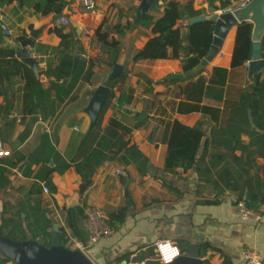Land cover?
<instances>
[{
  "label": "crops",
  "instance_id": "obj_1",
  "mask_svg": "<svg viewBox=\"0 0 264 264\" xmlns=\"http://www.w3.org/2000/svg\"><path fill=\"white\" fill-rule=\"evenodd\" d=\"M65 1L66 6L58 14L45 13L42 6L37 7L39 0H0L3 33L4 25L10 36L20 41L33 29L44 26L28 50L30 55L35 54L31 56L37 59L41 71L49 73L40 75L45 88L53 82L68 86L52 72L63 60L73 61L71 77L83 70L65 102L57 104L55 114L47 118L31 114L30 109L25 111L23 74L0 82V140L11 152L26 153L23 160L14 157L16 166H7L9 184L1 186L0 178V233L3 221L15 215L19 202L26 201V194L32 188L40 187L41 207L55 220L52 231L55 225L65 227L66 217L73 211L80 237L67 228L68 246L81 249L79 246L83 244L88 250L97 246L105 264H162L155 249L158 240L175 242L184 255L196 251L202 264H224L227 260V264H244L246 248L257 251L264 264V217L260 221L243 218L233 200L234 196L251 194L264 198V157H249L248 152L237 149L234 156L239 158L238 169L229 151L215 145L228 137L223 130L237 107L234 104L239 89L248 87L255 76L250 79L248 71L252 56L244 65L235 64L239 30L243 25H252L253 31V24L245 21L233 25L217 55L201 70L184 78L179 75L206 58L214 35L198 42L199 53L195 56L198 63L194 67L186 69L185 61L177 53L172 58L157 57L160 41L156 38L171 14L177 16L180 37L187 44L191 18L208 15L211 9L223 14L228 8H238L243 0H160L148 13L152 15V23L136 27L133 22L141 0ZM88 1L93 7L86 6ZM194 12L198 14L191 15ZM60 16L67 17L69 24L58 26ZM72 19L79 22L81 33L72 25ZM56 26L73 35L66 53H62V38ZM99 29L108 33L110 39L120 40L117 64L123 67L120 74L124 73V79L114 87L109 82L120 74L114 80L109 79L114 66L104 62L107 55L101 51L95 36ZM76 55L81 57L78 61ZM16 56L20 58L17 53ZM91 61L95 63L93 73L90 80H85ZM215 68L228 70L223 84L214 75ZM259 72L264 75V68ZM212 77L217 82L212 83ZM200 78L205 83L202 92L195 94ZM100 85L111 88L97 119V132L109 157L86 182L74 163L64 173L53 172L50 176L53 190L36 177L42 162H35L31 154L48 165H55V151L69 162L74 160L83 137L93 127L87 109ZM7 93L9 104H5ZM51 94H56L54 88ZM122 95L126 97L124 101ZM192 106L199 108L186 111V107ZM173 120L199 127L204 133L196 162L189 169L177 167L175 171H167L165 168L167 122ZM253 128L251 124L250 129ZM241 139L247 144L251 137L244 132ZM122 142L127 147L137 146L143 154L138 157L116 154ZM221 152L226 154H217ZM218 155L224 156V160H218ZM6 157L0 156V173L1 159ZM140 164L144 167L142 172ZM85 184L80 205L68 206L67 201ZM85 206L102 210L108 222L113 223L112 233L95 244L91 243L86 227Z\"/></svg>",
  "mask_w": 264,
  "mask_h": 264
},
{
  "label": "trees",
  "instance_id": "obj_2",
  "mask_svg": "<svg viewBox=\"0 0 264 264\" xmlns=\"http://www.w3.org/2000/svg\"><path fill=\"white\" fill-rule=\"evenodd\" d=\"M42 6L45 13H61L66 6L65 0H39L37 7ZM157 5L153 7V10ZM193 13L191 15H197ZM177 16L171 14L168 20L163 23L161 35L158 36L160 41L159 48L157 50L158 58H172L175 53L178 54L185 61V68L194 67L198 62L195 61V56L198 55L199 49L197 47L198 42L204 37H212L214 35V24L211 21L197 22L192 25H188L189 29V43H183L180 37V26L176 21ZM152 23V15L148 14L143 26H149ZM130 27V24L129 26ZM57 33L62 38L61 47H63L62 53H66V48L70 47L72 33H65L62 27L56 26ZM252 25H243L238 33L237 44L238 47L235 53V64L244 65L252 56L253 43L251 41ZM96 40L101 45V51L106 54L104 62L113 67L115 66L120 57L121 44L120 40L115 38H109L108 33L101 31L96 32ZM207 55V54H206ZM141 56V55H140ZM262 57H264V37L262 40ZM72 60V59H71ZM63 60L59 66L52 71L57 80L63 79V82L68 83L66 87L64 84L59 85L53 82L49 88H45L44 84L40 80L42 73L49 74L48 72L41 71L40 75L26 65L20 58L16 56L13 51L0 48V82L4 83L5 79L10 76H16L23 74L26 78L25 92L23 95V103L25 111L30 109L32 114H41L43 118L53 116L55 114L56 105L65 102L71 90L76 85L77 79L82 74V69L79 70L74 76L71 77V67L73 61ZM95 65L94 61H91L88 70L84 74L85 80H90L92 76V67ZM67 66V68H66ZM228 74V70L224 68H215L214 75L218 77V82L223 84ZM71 78V79H70ZM124 79V73L122 72L119 77L109 82L111 87H114L120 80ZM212 83L217 82L215 77L210 79ZM205 83L204 78H200L199 83L195 86V94L202 92V87ZM56 90L54 96L51 94L52 89ZM238 101L234 104L235 107L231 112L228 125L224 127L223 132L228 136L227 138L218 141L219 147L227 149L228 154L234 162V167L240 168L239 158L235 157V151L241 149L243 152H248V156H261L264 157V75L260 72L256 73L252 83L245 87L243 90L239 89ZM53 96V97H52ZM114 96V95H113ZM121 101L126 99L125 95H122ZM194 98V97H193ZM10 97L7 93L5 95V104L10 103ZM110 102V101H108ZM108 102L106 103L108 105ZM199 106L186 107V111L197 110ZM180 109V108H179ZM181 110H183L181 108ZM185 110V109H184ZM254 124V128L250 129V125ZM99 122L97 121L92 129L83 137L79 149L78 155L72 161L65 160L60 152L55 151L54 161L55 165H48L31 154V158L37 162H42V166L38 171L36 177L49 185L51 189L55 190L50 176L53 172L64 173L68 170L72 163L76 171L81 175L84 182L89 181L98 167L109 157V153L105 151V145L101 142V137L97 132ZM247 133L251 140L249 143L242 142V133ZM204 133L199 127H192L183 124L179 120H173L167 122V137L165 143L167 144V155L165 161V168L167 171H175L177 167H183L184 169L191 168L196 162V156L199 153L201 142ZM116 154H130L131 156L138 157L143 154L141 150L133 145L127 147L125 142H122L118 146ZM26 153L22 151L11 152L6 159H1V186L9 184L8 167L16 166L17 162L14 161V157H19V160L25 159ZM204 154V153H203ZM226 154V153H217ZM218 160H224V156L218 155ZM145 163V161H143ZM144 169L143 164L139 165V170L142 172ZM41 188H32L28 194H26V201L23 199L19 202V206L16 207L15 215L5 219L1 225V235L7 236L14 240H36L46 246L51 245V233L53 232V225L55 220L46 209L41 207ZM238 201L245 203V205L251 209L259 210L264 205V198H259L257 195L251 194L247 196H234ZM75 213L70 211L66 217V226H59V239L61 243L68 246V234L67 228L73 231V234L80 237L76 228ZM110 224H113L109 220ZM12 262L5 255L1 254L0 264H9ZM229 263L228 260L224 264ZM12 264H18L13 262Z\"/></svg>",
  "mask_w": 264,
  "mask_h": 264
},
{
  "label": "water",
  "instance_id": "obj_3",
  "mask_svg": "<svg viewBox=\"0 0 264 264\" xmlns=\"http://www.w3.org/2000/svg\"><path fill=\"white\" fill-rule=\"evenodd\" d=\"M160 0H141L133 26H139L145 21L149 11ZM214 9L210 10L208 15H199L189 20V25L202 21H211L214 24V36L211 48L206 58H204L194 68L180 74V78L194 74L196 71L201 70L208 64L219 52L224 38L226 37L230 28L245 21H251L253 24L252 41H253V55L249 61V77L250 79L264 68V57H262V40L264 37V0H250L246 6L237 8L232 12H225L223 14H217ZM73 26H75L79 33V22L75 19L71 20ZM44 26L33 29L27 38L17 41L10 35L3 33L0 30V48L13 51L17 53L20 59L28 65L37 75H40L41 68L37 59L30 55L28 46H32L34 41L42 34ZM81 57L76 55V61ZM82 59H84L82 57ZM123 67L120 64H116L113 68L110 80H114L118 77ZM0 90L1 84H0ZM111 93V88L107 85H100L90 102L87 109L91 116L92 126L99 118L102 109L105 105L107 98ZM87 184L76 192L73 197L67 201L68 206H79L80 197L84 192ZM59 226H54V232L51 234V245L46 246L36 240H14L7 236L0 234V251L3 255L9 258L12 262L18 264H105V259L97 246H94L88 250V252L82 249L70 248L63 245L58 235ZM170 264H202V260L197 258V252L190 250L187 255L182 254L174 262Z\"/></svg>",
  "mask_w": 264,
  "mask_h": 264
},
{
  "label": "built area",
  "instance_id": "obj_4",
  "mask_svg": "<svg viewBox=\"0 0 264 264\" xmlns=\"http://www.w3.org/2000/svg\"><path fill=\"white\" fill-rule=\"evenodd\" d=\"M250 0H243L240 4V7H244ZM86 6L93 7V4L88 1L86 2ZM237 8H228L225 12H232ZM69 24V19L65 16H60L57 20V25H67ZM2 30L5 34L10 35L11 32L6 26H2ZM34 55L35 54H31ZM10 155V150L4 148L1 140H0V156H8ZM125 174L124 172H120ZM45 191L49 192V188L45 187ZM233 200L237 203L238 207L240 208V213L243 218H254L256 220H262L264 217V205L260 207L259 210H254L245 205V203L238 201L236 198ZM84 216L86 227L89 233L90 241L92 244L97 243L101 238L108 236L112 233L113 227L108 222L106 215L100 209L94 208L92 206H85L84 207ZM83 251L88 252V249L83 245L80 244L79 246ZM155 249L158 260L162 264H170L174 262L179 256L182 255V251L179 246L170 240H158L155 243ZM244 256V264H263L262 257L260 254L252 248H246L243 251ZM129 264H144V262H131Z\"/></svg>",
  "mask_w": 264,
  "mask_h": 264
}]
</instances>
